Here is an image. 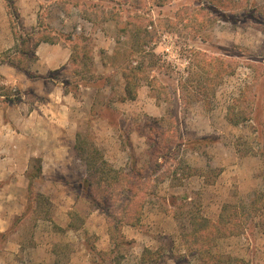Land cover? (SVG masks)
Returning <instances> with one entry per match:
<instances>
[{"label": "rangeland", "instance_id": "obj_1", "mask_svg": "<svg viewBox=\"0 0 264 264\" xmlns=\"http://www.w3.org/2000/svg\"><path fill=\"white\" fill-rule=\"evenodd\" d=\"M83 159L135 184L112 219ZM0 230V264H264V0H0Z\"/></svg>", "mask_w": 264, "mask_h": 264}, {"label": "trees", "instance_id": "obj_2", "mask_svg": "<svg viewBox=\"0 0 264 264\" xmlns=\"http://www.w3.org/2000/svg\"><path fill=\"white\" fill-rule=\"evenodd\" d=\"M131 98V97H130ZM78 141V140H77ZM156 147H159V144H156ZM84 160V159H83ZM33 161H36L39 163L40 166V160L35 159ZM85 166L88 170V178L85 180V183L87 184V197L90 200L91 204H93L97 209L103 211L109 219L113 218L112 216V210L115 208L113 204V197L114 193L121 189V193L123 195L128 196L130 193H132V189L135 188V184L130 180H127L125 182H121V186H114L115 175L116 172L105 163V161L100 160V162H92L84 160ZM39 170V175L41 173V169ZM127 173H129L130 176H133L135 173L134 167L131 166L127 170ZM129 181V182H128ZM128 182V183H127ZM123 184V185H122ZM101 187V188H99ZM120 187V188H118ZM97 189H101L100 192L97 191ZM227 217H226V209L225 211L221 213L219 220L217 222L218 225L213 226L217 229V232H225L224 224H227ZM223 224V225H222ZM112 230V226L110 227ZM240 228H236L235 230L231 231L230 229L226 230L225 233H230L232 235L240 233ZM205 261V262H204ZM204 264H226L228 262H224L220 257L215 256L214 254H211L209 251L204 254L203 258Z\"/></svg>", "mask_w": 264, "mask_h": 264}, {"label": "crops", "instance_id": "obj_3", "mask_svg": "<svg viewBox=\"0 0 264 264\" xmlns=\"http://www.w3.org/2000/svg\"><path fill=\"white\" fill-rule=\"evenodd\" d=\"M57 46L56 45H53V48H50V50L49 51H53L54 53H55V49H57L56 48ZM43 49H42V47L40 48V45L36 48V50H35V53H36V55L38 56V57H40V51H42ZM41 58H43L42 56H41ZM68 59H69V53L67 52L66 53V58L63 60V62H61V64H60V66H63L67 61H68ZM59 67V66H58ZM48 69H55L54 67H52V66H50V67H47ZM0 231H2V230H0Z\"/></svg>", "mask_w": 264, "mask_h": 264}]
</instances>
